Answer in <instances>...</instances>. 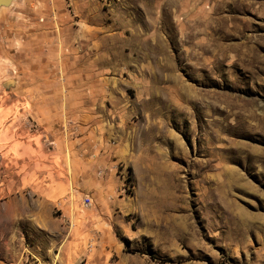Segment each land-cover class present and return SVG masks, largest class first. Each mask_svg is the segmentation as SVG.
Segmentation results:
<instances>
[{"label": "rangeland", "instance_id": "rangeland-1", "mask_svg": "<svg viewBox=\"0 0 264 264\" xmlns=\"http://www.w3.org/2000/svg\"><path fill=\"white\" fill-rule=\"evenodd\" d=\"M0 264H264V0L1 9Z\"/></svg>", "mask_w": 264, "mask_h": 264}, {"label": "water", "instance_id": "water-1", "mask_svg": "<svg viewBox=\"0 0 264 264\" xmlns=\"http://www.w3.org/2000/svg\"><path fill=\"white\" fill-rule=\"evenodd\" d=\"M16 0H0V10L3 8L10 7ZM10 85L11 82H9Z\"/></svg>", "mask_w": 264, "mask_h": 264}, {"label": "built area", "instance_id": "built-area-1", "mask_svg": "<svg viewBox=\"0 0 264 264\" xmlns=\"http://www.w3.org/2000/svg\"><path fill=\"white\" fill-rule=\"evenodd\" d=\"M91 202H92L91 198L86 197L83 202L84 207H89L91 205Z\"/></svg>", "mask_w": 264, "mask_h": 264}, {"label": "crops", "instance_id": "crops-1", "mask_svg": "<svg viewBox=\"0 0 264 264\" xmlns=\"http://www.w3.org/2000/svg\"><path fill=\"white\" fill-rule=\"evenodd\" d=\"M15 39H18V37L16 36ZM11 42H13V41L11 40ZM16 42H17V41H16ZM18 42H19V41H18ZM18 42H17V43H18ZM20 43H24V41H23V42L21 41ZM39 75H40V74H39ZM36 76H38V75H36ZM43 106H44V105H41V107H40L39 110H43V108H44Z\"/></svg>", "mask_w": 264, "mask_h": 264}]
</instances>
